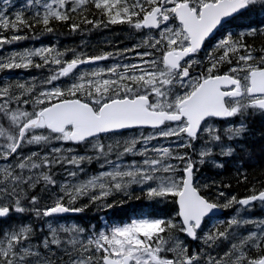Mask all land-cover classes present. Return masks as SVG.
<instances>
[{
  "label": "snow or ice",
  "instance_id": "obj_1",
  "mask_svg": "<svg viewBox=\"0 0 264 264\" xmlns=\"http://www.w3.org/2000/svg\"><path fill=\"white\" fill-rule=\"evenodd\" d=\"M257 116L264 0H0V264H264Z\"/></svg>",
  "mask_w": 264,
  "mask_h": 264
},
{
  "label": "trees",
  "instance_id": "obj_2",
  "mask_svg": "<svg viewBox=\"0 0 264 264\" xmlns=\"http://www.w3.org/2000/svg\"><path fill=\"white\" fill-rule=\"evenodd\" d=\"M62 31H66V30H62ZM97 33L98 32H96V34ZM92 34H94V36H96L95 33H92ZM117 34H118L117 30H113L110 35H117ZM124 34L127 35L126 32H124ZM86 37H87V34L85 35L84 38L86 39ZM41 38L49 39V38H51V36H42ZM59 39L60 40H72V35H70V36L60 35ZM126 41L128 42V40H126ZM255 43L257 45H259L261 43V40L259 38H257L255 40ZM103 44H105V43H96L95 45H91V50L95 51L98 48L106 47V46H101ZM21 72H23V71H21ZM25 75H28V74H25ZM25 75H21V73L16 71L13 78H15L16 76L25 77ZM249 126L253 132L254 143L256 145V155L254 156V158L251 160H248L247 158H245V162H244V168L247 171L248 182L250 184L251 182H253V180L264 182V174H262V172H264V160L261 159V157L259 155V148H258L259 144L264 143V141H261L259 138V134L261 132H264V120H262L259 116H257L255 118L250 119ZM233 165H234V162L232 160H228L225 164V167L223 169L219 170L216 175L211 170L209 171L208 175L210 176V178H215L217 180L224 179L225 182H228L230 180L232 187L230 189H226L225 191H228L230 193H237L238 195H243L245 193L246 187H248V184H238L237 183V180L235 178V167ZM93 166H94V164L89 166V171H93ZM259 186L260 185L258 184V187ZM80 215L82 217H92L93 212L86 210L85 213L80 214ZM251 215L252 216H258V217L263 216L262 212L259 210H257L254 214H251Z\"/></svg>",
  "mask_w": 264,
  "mask_h": 264
},
{
  "label": "flooded vegetation",
  "instance_id": "obj_3",
  "mask_svg": "<svg viewBox=\"0 0 264 264\" xmlns=\"http://www.w3.org/2000/svg\"><path fill=\"white\" fill-rule=\"evenodd\" d=\"M124 40H126V39H124ZM88 41V44H90V45H95L96 43H102L104 40H87ZM113 41V43H116V41L115 40H112ZM42 43H45V44H47V43H49V42H55V40H49V41H47V40H42L41 41ZM61 42V40H59V43ZM120 42L122 43V40H120ZM72 46H74V45H79V43H80V40H72ZM126 44H128L129 46L131 45V43H126ZM201 170H203L204 172H206V173H208L209 174V166H205V167H203V168H201ZM218 172V171H217Z\"/></svg>",
  "mask_w": 264,
  "mask_h": 264
},
{
  "label": "rangeland",
  "instance_id": "obj_4",
  "mask_svg": "<svg viewBox=\"0 0 264 264\" xmlns=\"http://www.w3.org/2000/svg\"><path fill=\"white\" fill-rule=\"evenodd\" d=\"M73 36V35H72ZM82 38V37H81ZM105 38H109V39H112V40H124V39H129L128 35L126 34H123V33H120V34H117V35H108L106 36ZM134 41H131V42H128V43H133ZM127 42H124L123 44H126ZM71 43H67L66 45L64 46H69L71 47ZM62 46V47H64ZM219 159V158H218ZM95 165V164H94ZM96 166V165H95ZM209 166V165H208ZM205 167V166H204ZM203 168V167H202ZM259 209V208H258Z\"/></svg>",
  "mask_w": 264,
  "mask_h": 264
},
{
  "label": "bare ground",
  "instance_id": "obj_5",
  "mask_svg": "<svg viewBox=\"0 0 264 264\" xmlns=\"http://www.w3.org/2000/svg\"><path fill=\"white\" fill-rule=\"evenodd\" d=\"M260 145V144H259ZM232 163V162H231ZM258 164V163H257ZM258 166V165H257Z\"/></svg>",
  "mask_w": 264,
  "mask_h": 264
}]
</instances>
